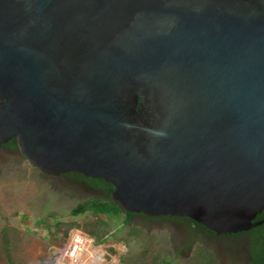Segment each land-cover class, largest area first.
<instances>
[{
    "label": "water",
    "instance_id": "95a60500",
    "mask_svg": "<svg viewBox=\"0 0 264 264\" xmlns=\"http://www.w3.org/2000/svg\"><path fill=\"white\" fill-rule=\"evenodd\" d=\"M124 212L264 224V0H0V148Z\"/></svg>",
    "mask_w": 264,
    "mask_h": 264
},
{
    "label": "rangeland",
    "instance_id": "374dc122",
    "mask_svg": "<svg viewBox=\"0 0 264 264\" xmlns=\"http://www.w3.org/2000/svg\"><path fill=\"white\" fill-rule=\"evenodd\" d=\"M79 203L28 163L0 168V264H67L71 233L77 230L87 234L84 229L94 221L91 216H70ZM108 220L111 229L107 241L95 243L100 254L95 264H161L153 258L155 250L147 240L134 243L129 239L123 219ZM71 223L81 228L66 235ZM150 249L153 252L146 256Z\"/></svg>",
    "mask_w": 264,
    "mask_h": 264
},
{
    "label": "flooded vegetation",
    "instance_id": "af4514ba",
    "mask_svg": "<svg viewBox=\"0 0 264 264\" xmlns=\"http://www.w3.org/2000/svg\"><path fill=\"white\" fill-rule=\"evenodd\" d=\"M13 141L0 148V168L27 163L18 144ZM47 178V177H46ZM54 187L68 191L72 198L84 202L106 199V190L96 179L79 173H67L59 179L47 178ZM129 222L127 236L134 243L147 240L155 250L153 258L161 264H255L253 251L259 242L250 231L239 234H216L193 220L181 216L125 214ZM124 220V219H123ZM146 251L145 255L152 250ZM146 250V249H145ZM153 252V251H152Z\"/></svg>",
    "mask_w": 264,
    "mask_h": 264
},
{
    "label": "trees",
    "instance_id": "16d2710c",
    "mask_svg": "<svg viewBox=\"0 0 264 264\" xmlns=\"http://www.w3.org/2000/svg\"><path fill=\"white\" fill-rule=\"evenodd\" d=\"M13 145L17 147L16 139H14ZM96 182L106 190V199H89L81 202L71 211L70 216L73 218L91 216L94 221L90 222L89 228H85L84 231L99 245L107 241V236L111 229L108 219H124L122 221V225H124L129 222V218L125 217L126 212L111 198L114 187L102 179H96ZM127 214L131 215V213ZM256 221L264 222V211L257 217ZM39 223L43 224L44 221H39ZM74 228H81V226L77 223L69 224L66 235ZM250 233L259 238V242L253 251L254 262L255 264H264V224L252 229Z\"/></svg>",
    "mask_w": 264,
    "mask_h": 264
},
{
    "label": "built area",
    "instance_id": "2783aa9c",
    "mask_svg": "<svg viewBox=\"0 0 264 264\" xmlns=\"http://www.w3.org/2000/svg\"><path fill=\"white\" fill-rule=\"evenodd\" d=\"M97 254L92 237L77 230L71 233L65 259L67 264H95Z\"/></svg>",
    "mask_w": 264,
    "mask_h": 264
}]
</instances>
